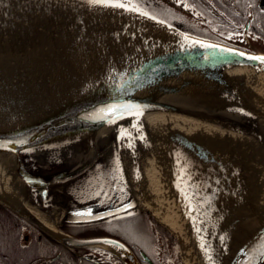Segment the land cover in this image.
Segmentation results:
<instances>
[{
	"label": "water",
	"instance_id": "1",
	"mask_svg": "<svg viewBox=\"0 0 264 264\" xmlns=\"http://www.w3.org/2000/svg\"><path fill=\"white\" fill-rule=\"evenodd\" d=\"M27 1L10 0L2 6H8L15 14L13 28L12 22L8 25L28 37L17 39L12 31L6 33L8 36H0V41L11 39L12 44L23 41L24 51L16 53L21 58L19 61L0 63V163H7L8 173L20 179L12 193L0 191V204L64 247L97 246L125 264H140L129 246L118 239L76 237L63 228L103 223L143 209L128 175L104 158L117 141L112 127L132 114L171 111L251 132L243 122L226 114L240 112L264 119V61L250 59L264 57V52L192 36L140 12L132 14L120 8L119 11L115 7H97L87 0L52 1L67 5L65 13L87 18L84 27L88 18L98 22L111 15L117 20L106 21L112 29L94 23L90 32L75 26L66 34L60 32L61 26L57 30L51 27L43 30L46 26L42 24L48 16L32 17ZM44 2L50 4L49 0ZM261 4L264 7V0ZM50 9L60 16L58 6ZM0 15L10 17L9 12ZM55 18L54 15L51 20ZM127 19L155 22L169 32L148 34L137 31L135 23L127 31ZM5 32L0 29V34ZM183 94L192 98L177 97ZM196 98L217 105L193 103ZM110 109H119L123 115L113 113L115 118H110ZM175 144L204 160L226 164L220 151L199 136L180 133ZM70 181L78 183L79 195L60 188ZM0 185L8 188L7 179L1 175ZM26 189L42 204H54L58 198L62 199L64 211L58 229L45 223L25 204ZM245 197L249 208L245 203L240 204L241 216L230 213V216L237 214L239 219L222 218L225 224L228 221L225 231L235 230L245 221L249 223L232 239L224 264L264 263L260 260L264 254L261 235L264 202L250 203L252 195L247 191ZM126 205L132 207L124 211ZM244 208L247 210L240 213ZM185 215L190 238L198 237L193 210L186 208Z\"/></svg>",
	"mask_w": 264,
	"mask_h": 264
},
{
	"label": "bare ground",
	"instance_id": "2",
	"mask_svg": "<svg viewBox=\"0 0 264 264\" xmlns=\"http://www.w3.org/2000/svg\"><path fill=\"white\" fill-rule=\"evenodd\" d=\"M4 1L0 0V13L9 12L10 17L0 15V29L6 31L0 36L12 31L17 39L27 38L28 36L23 32L19 33L12 29L15 14L8 6L2 7L10 0ZM140 21H128L126 25L133 26L135 23L137 31L153 35L169 32V29L161 24ZM8 22H12V28ZM46 29L48 28H43V30ZM34 42L41 43L36 40ZM21 47H23V41L15 44H12L11 39L5 42L0 41V63L7 64L14 59L19 61L21 58L16 53L24 52ZM177 97L192 98L191 95L186 94ZM193 103L217 105L211 100L201 101L200 98H196ZM227 113L229 117L243 122V125L251 132L242 131L219 121L171 111L132 114L112 127L118 136L117 141L104 158L120 167L122 172L128 175L133 192L140 200V207L149 209L176 233L183 264H224L232 239L242 226L244 228L249 224L245 221L235 230H226V232L228 221L225 224L222 219L225 214L230 216L237 200L241 205L246 202L244 192L249 190V186H241V191L237 188L242 182L246 185L249 182L245 181L247 179L244 175L245 165L239 161V157L253 162L256 170H251V177L258 174L259 168L262 182H264V119L240 112ZM180 133H190L201 137L214 149L220 151L228 168H224L215 161L204 160L178 147L175 140L176 135ZM7 167V163H0V175L7 179L8 185L7 189L0 185L2 193H12L20 183L19 178L8 173ZM229 178L234 182L231 183ZM228 184H230L229 188ZM262 184L263 193L255 194L254 192V195L256 198L260 196L258 201L264 202V183ZM254 185L255 183L253 191H256L257 188ZM60 188L70 194L79 195L76 182L70 181L62 184ZM23 200L40 219L58 229V223L64 211L62 199L58 198L54 204H42L26 189ZM186 208L193 210L194 220L199 229L198 237L193 234L194 236L190 238L187 231ZM258 210L264 211V206ZM220 237L224 239L221 240ZM202 244L207 251L201 248ZM97 245L100 246L103 243ZM209 256L212 257L211 260Z\"/></svg>",
	"mask_w": 264,
	"mask_h": 264
},
{
	"label": "flooded vegetation",
	"instance_id": "3",
	"mask_svg": "<svg viewBox=\"0 0 264 264\" xmlns=\"http://www.w3.org/2000/svg\"><path fill=\"white\" fill-rule=\"evenodd\" d=\"M180 1L183 7L188 4L190 9L198 13L192 15L206 23L212 22L213 28L218 26L234 34L235 37L226 40L236 44L252 40L264 43V34L261 33V29H264V7L261 0ZM64 230L76 237L104 236L118 239L129 246L140 264H174L172 259L165 260L164 248L175 247L178 260L183 264L177 240L169 239L170 230L149 210L86 227L65 226ZM0 264L125 263L97 246L64 247L0 204Z\"/></svg>",
	"mask_w": 264,
	"mask_h": 264
},
{
	"label": "rangeland",
	"instance_id": "4",
	"mask_svg": "<svg viewBox=\"0 0 264 264\" xmlns=\"http://www.w3.org/2000/svg\"><path fill=\"white\" fill-rule=\"evenodd\" d=\"M34 1L35 0H32V2H30V0L29 1H27L26 3H27V6H28V8H30L31 10H30V15L32 16V17H39V16H48V18L49 19H47V18H45L46 20L44 21V23L42 24V26L44 25V26H46V27H51V28H54V30H57V29H59L60 28V32L61 33H63V34H66V32L68 31V29H70L72 26H75V27H84L85 25H83V23L84 22H86L87 21V18H86V20H83V17H80L79 15H76V14H74L73 12L72 13H65V10L67 9H65L64 8V6H66L67 7V5H65V4H63L61 1L59 2V3H55V2H53L52 0H49L50 1V4H46L44 1H46V0H38L37 1V3H34ZM53 5H55V6H58V9H59V11H60V16H59V14H55V10H53V9H50V6H53ZM178 6L180 7V8H184L186 11L188 10V11H190L192 14H195V15H198V13H195V11L193 10V9H190L188 6L187 7H183L180 3H178ZM40 7H42V8H40ZM68 7H70V6H68ZM70 9V8H69ZM117 9H119V8H117ZM123 10V9H122ZM125 10V9H124ZM119 11H120V9H119ZM127 12H128V10H126ZM132 12V14L133 13H135L134 11H131ZM112 14V13H111ZM54 15L57 17V18H55L54 20H51L53 17H54ZM108 17H106V19L105 18H100L99 19V21L98 20H96V21H98V22H95V21H93V19L92 18H88L89 19V22H88V24H87V26L86 27H84V28H86L87 29V32H90V31H92V30H94V26H93V24L94 23H97L98 24V26L99 25H101V26H104V27H106V26H109V28H111L112 29V25L111 24H107V22L106 21H108L109 23H116L117 22V20L115 19V18H112V16L111 15H107ZM128 20V19H127ZM131 20V19H130ZM47 21H49V23L47 22ZM129 21V20H128ZM114 25V24H113ZM124 25V24H123ZM58 26H61V27H59V28H56V27H58ZM91 26V27H90ZM198 28H196V27H194V26H192V25H188L187 27H186V30H188L189 32L190 31H192V32H196L197 34H201V35H204V36H209V34H218L219 36H222V38H233V37H235L234 36V34L232 33V32H230V31H227V30H225V29H222V28H220V27H218V26H214V28L215 29H207V28H209V24H207V23H205V22H202V23H200V24H198ZM124 27H125V25H124ZM38 28H39V26H38ZM132 27L131 26H129L128 24H127V31H130V30H132L131 29ZM113 29H117V27H115V26H113ZM105 30H108V29H105ZM133 30H135V29H133ZM33 32H35L34 30H32ZM3 36H8L7 34H5V35H3ZM251 42V41H250ZM245 46H248V47H250L251 49L253 48V49H255V50H262V49H264V43H262V42H259V41H254V40H252V42H251V45L250 44H246ZM239 161L241 162V163H244V165H245V171H246V173H244V175H245V177L247 178L245 181H249L248 182V184L246 185L245 183H243L242 181V183H241V185L239 186V187H237L240 191H241V186H243V185H245V186H249V190L247 191V193L249 194V195H252V197L250 198V200H249V202L250 203H256V202H259L258 200H259V198H260V196H258L257 198H256V195H254V192H255V194L256 193H263V188H262V186H263V184L262 183H264V182H262L263 180L261 179V172H260V170H259V168H258V174L256 175V176H254V177H251V170L253 171V170H256V165L253 163V162H250V161H248V160H246L245 158H241V157H239ZM252 166V167H251ZM224 168H228L226 165L224 166ZM248 175V176H247ZM235 178H237V177H235ZM229 181H231L230 180V178L228 179ZM236 180V182H237V179H235ZM232 182H234V181H231V183ZM239 182V181H238ZM255 183V185L254 186H256V188H257V190L256 191H253V184ZM229 185L230 184H228V188H229ZM252 186V187H251ZM231 191V190H230ZM245 193V192H244ZM255 198V199H254ZM239 200H237V202H238ZM246 204V203H245ZM247 204H248V202H247ZM246 204V208L248 209L249 207H248V205ZM240 204L239 203H237L235 206H233V212L234 213H237V214H239V208L241 207V206H239ZM246 208H244V209H242L241 211H240V213H242V212H244L245 210H247ZM145 210H148V209H146V208H144ZM237 214L236 215H231V216H229V215H224L223 216V218L225 219V220H235V219H239V217H237ZM162 253V251H160L159 252V254H161ZM159 257H161V255H159Z\"/></svg>",
	"mask_w": 264,
	"mask_h": 264
},
{
	"label": "crops",
	"instance_id": "5",
	"mask_svg": "<svg viewBox=\"0 0 264 264\" xmlns=\"http://www.w3.org/2000/svg\"><path fill=\"white\" fill-rule=\"evenodd\" d=\"M160 2L159 3H144L141 0H135L133 2V0H123L121 2H124L126 4V7H129L131 3H137L139 4L143 9H145L147 12H149L152 16L157 17L163 21H165L166 23L172 25L173 27H176L178 29L181 30H186V27L188 25H192L196 28H198V24L205 22L202 19H197V20H193V19H187V13L185 12H180L177 11L175 9L172 8L171 3L173 5H177V3H179L180 0H157ZM188 6V4H187ZM179 7V6H178ZM189 7V6H188ZM206 23V22H205ZM212 22H208L207 24H209V28L207 29H215L211 26ZM193 34L196 35H200L203 37H207V38H211V39H216V40H222V36H219L218 34H209V36H204L201 34H197L196 32H192Z\"/></svg>",
	"mask_w": 264,
	"mask_h": 264
},
{
	"label": "snow or ice",
	"instance_id": "6",
	"mask_svg": "<svg viewBox=\"0 0 264 264\" xmlns=\"http://www.w3.org/2000/svg\"><path fill=\"white\" fill-rule=\"evenodd\" d=\"M87 2L90 5L97 6V7L125 8V10H128V11H137V12H139V9L138 8H135V7H133V8H127L126 7V4L124 2H120V0H87ZM185 7H187V5H185ZM141 14L142 15H145V16L148 15L147 12H144V13H141ZM160 22H162V21H160ZM185 39H187V37H185ZM193 43L195 44V43H200V42L193 41ZM201 46H203V47H215L214 45H207V44H202ZM250 59H257V60L264 61V57H250ZM125 110L126 111L128 110L127 106L125 107ZM113 113H116L119 116H122L123 115V113L119 109H110L108 115H109L110 118H113V119L115 118L113 116ZM21 143H23V141H21ZM193 195H195V193ZM189 199H191V198H189ZM131 207H132V205H126V206H124V211H127V209H129ZM119 211H120V209H117V212H119ZM114 214L115 213H113V215ZM197 231H199V229H197ZM261 235H262V240H264V233H262ZM220 239L223 240L224 238L223 237H220ZM105 242L106 243H109V244H112L114 247H120L119 244H116V243H114L112 241H105ZM201 248L202 249H205L207 251V249L205 248V245L202 244L201 245ZM209 259L211 260L212 257L209 256ZM260 260L264 261V254H262L260 256Z\"/></svg>",
	"mask_w": 264,
	"mask_h": 264
},
{
	"label": "trees",
	"instance_id": "7",
	"mask_svg": "<svg viewBox=\"0 0 264 264\" xmlns=\"http://www.w3.org/2000/svg\"><path fill=\"white\" fill-rule=\"evenodd\" d=\"M141 1L144 3H159L160 4V2L157 0H141ZM261 33L264 34V29H261ZM169 232L171 233V234H169V239L173 238L176 241L177 239H176L175 235L171 231H169ZM164 257H165V260H171L172 259L174 264H181L178 260L177 255H176V248L175 247L174 248H171V247L164 248Z\"/></svg>",
	"mask_w": 264,
	"mask_h": 264
}]
</instances>
